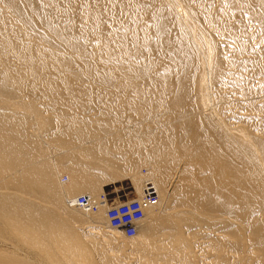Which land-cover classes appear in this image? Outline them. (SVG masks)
<instances>
[{
    "label": "bare ground",
    "instance_id": "1",
    "mask_svg": "<svg viewBox=\"0 0 264 264\" xmlns=\"http://www.w3.org/2000/svg\"><path fill=\"white\" fill-rule=\"evenodd\" d=\"M0 264H264V0H0Z\"/></svg>",
    "mask_w": 264,
    "mask_h": 264
},
{
    "label": "built area",
    "instance_id": "2",
    "mask_svg": "<svg viewBox=\"0 0 264 264\" xmlns=\"http://www.w3.org/2000/svg\"><path fill=\"white\" fill-rule=\"evenodd\" d=\"M143 193L139 197H131L111 203L107 209V218L110 224L119 228L125 235H134L140 220L145 214V209L157 199V194L151 184H146ZM90 198L86 194H80L75 203L89 207Z\"/></svg>",
    "mask_w": 264,
    "mask_h": 264
},
{
    "label": "rangeland",
    "instance_id": "3",
    "mask_svg": "<svg viewBox=\"0 0 264 264\" xmlns=\"http://www.w3.org/2000/svg\"><path fill=\"white\" fill-rule=\"evenodd\" d=\"M138 172L140 174H145L147 172V166L145 164L140 165L138 167ZM64 176H67V179H64ZM58 178H59V181L61 183L68 182L70 179L68 171L62 170L59 173ZM108 186H109V188H108ZM104 187H105V190H104L105 195L110 200H113L115 198L123 200L125 198H128V196H129V198L136 196V191L131 186L129 177H126V178L124 177L123 179H121L117 182H114L113 184H111V183L105 184ZM103 196H104V194L102 192L98 194V198L103 197Z\"/></svg>",
    "mask_w": 264,
    "mask_h": 264
}]
</instances>
